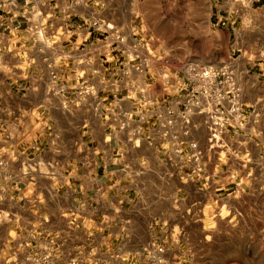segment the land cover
Here are the masks:
<instances>
[{"label":"crops","instance_id":"obj_1","mask_svg":"<svg viewBox=\"0 0 264 264\" xmlns=\"http://www.w3.org/2000/svg\"><path fill=\"white\" fill-rule=\"evenodd\" d=\"M138 1L0 0V264H146L152 243L166 244L164 264H230L239 231L249 255L264 239L252 207L207 219L214 203L264 193V99L242 98L248 122L226 151L209 150L200 116L185 135V93L158 75L190 56L148 31ZM211 1L219 24L223 0ZM139 41L155 55L143 73L126 55Z\"/></svg>","mask_w":264,"mask_h":264},{"label":"rangeland","instance_id":"obj_2","mask_svg":"<svg viewBox=\"0 0 264 264\" xmlns=\"http://www.w3.org/2000/svg\"><path fill=\"white\" fill-rule=\"evenodd\" d=\"M138 2L148 31L158 36L165 47L172 45L179 52L187 53L192 59L208 65L233 64L242 98L264 99V0L220 1L223 20L219 24L213 21L211 0ZM237 11L239 18L232 24ZM261 105L264 107V103ZM227 206L257 209L256 217L260 220L257 223L264 222V193L255 197L237 195L209 206L207 219L211 225H217L218 228V224L228 221L230 216H227ZM261 233L256 232L254 253L249 255L248 246L243 242L245 232L239 231V240L232 249L235 250V258H240L242 262L230 264H264V239ZM247 258H251V261ZM213 264L221 263L217 259Z\"/></svg>","mask_w":264,"mask_h":264},{"label":"built area","instance_id":"obj_3","mask_svg":"<svg viewBox=\"0 0 264 264\" xmlns=\"http://www.w3.org/2000/svg\"><path fill=\"white\" fill-rule=\"evenodd\" d=\"M35 0H23L25 7H31ZM30 30L40 35L43 29L30 12L25 13ZM122 41V39L120 38ZM136 48V49H135ZM143 43L139 41L132 52H127L128 61L132 63L134 71L143 73L149 68L155 55L145 54ZM171 56V55H170ZM180 62V71L165 70L158 75L163 80L165 88L184 94L183 109L179 118L184 124V134L189 133L193 118L200 116L207 130V145L209 150L226 151L229 147L231 134L234 131L244 129L248 122L246 106L241 96V87L233 64L208 65L192 59L174 56ZM82 92L88 93L84 86ZM171 116L167 123L173 122ZM192 158L197 166L195 172H201L202 152L197 142H190ZM200 162V163H198ZM2 197L0 195V202ZM165 243H152L144 248L146 264H164L166 253Z\"/></svg>","mask_w":264,"mask_h":264}]
</instances>
